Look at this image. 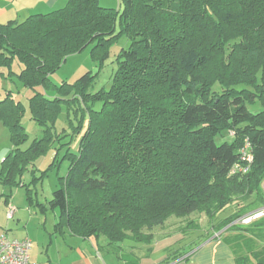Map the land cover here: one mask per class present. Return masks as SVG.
Masks as SVG:
<instances>
[{"label":"trees","instance_id":"16d2710c","mask_svg":"<svg viewBox=\"0 0 264 264\" xmlns=\"http://www.w3.org/2000/svg\"><path fill=\"white\" fill-rule=\"evenodd\" d=\"M120 5L68 0L22 22L0 23V75H16L33 91L29 109L43 127L42 136L22 148L29 140L26 106L11 92L0 100V122L13 145L0 182L25 186L27 170L33 183L42 180L55 162L40 176L36 162L60 143L58 151L69 145L68 172L52 199L36 202L58 211L54 234L104 237L110 246L150 244L170 220L181 225L178 233L202 235L192 218L199 214L216 233L245 230L264 240V219L245 228L236 223L264 207V0ZM122 37L129 46L117 56L108 89L91 91L98 75L91 71L73 83L51 80L69 56L89 47L103 67ZM256 104L260 110L251 111ZM64 109L71 129L82 132L77 152L62 141L67 130L56 128ZM246 139L254 160L247 172L233 173ZM231 207L234 212L220 219ZM252 254L264 264V256Z\"/></svg>","mask_w":264,"mask_h":264},{"label":"rangeland","instance_id":"374dc122","mask_svg":"<svg viewBox=\"0 0 264 264\" xmlns=\"http://www.w3.org/2000/svg\"><path fill=\"white\" fill-rule=\"evenodd\" d=\"M100 5H103L100 2ZM121 8L120 4L114 2L113 4H108V6ZM129 40L126 37H122L113 47L110 49V55L105 61L103 67H101L99 61H94L91 57L90 47L84 50L83 52L68 57L67 62L60 67L52 76L51 80L57 84L61 85L64 81L75 82L79 77H81L87 71L92 73H98L97 78L91 88L92 92L99 91L102 88L108 89L110 87L112 77L117 70L118 62L117 56L120 54L123 48H128ZM22 68V64L15 60L13 63V71L19 73ZM3 72H7V69H2ZM7 75V74H6ZM39 90L44 91L42 88ZM11 92L13 97L24 103L26 106V112L22 118V123L25 126L26 132L28 134L29 140L22 148H27L32 141L36 138H40L43 134V127L38 125L33 119L29 109V98L32 96L33 91L25 87L22 82L18 79L16 75H13L11 78H5L0 75V100L4 99L7 94ZM49 94H52L53 91H47ZM253 112H258L260 106L256 104L255 106H250L249 108ZM75 125H78V118H74ZM88 126V121H86L84 129ZM56 128L58 132L64 131L68 134L63 137L62 141L64 143L70 142V150L73 152L78 151L80 134H76L75 130L71 129L70 122L67 118L66 110L60 114L58 121L56 123ZM232 135V134H231ZM226 139H230V136L226 134L224 136ZM60 143H57L49 152L41 156L36 162L37 176L42 175V171L49 168V166L55 162V165L50 169L48 174L42 179L32 182L31 171L27 170L23 173L21 181L25 186H8L0 182V229L6 231L9 236L16 238H29L34 243L30 255L35 254V252L43 254L46 256V249L50 246V235L54 234L55 223L57 222L58 211H51L49 209H44L42 204H46L53 197V192L60 186V177L65 176L68 172L69 162L64 159V154L67 151V147H63L61 151H58L57 148H60ZM13 149L12 142L10 140L9 129L0 122V171L2 169V161L5 156ZM28 192L34 198V203L31 204L29 201ZM9 200L12 206L16 208V214L13 218L7 217L8 203ZM36 202L42 204H36ZM234 212V207L229 208L225 213L220 216V219L227 214ZM198 221L200 225V230L206 232L201 237L206 235H211L216 233L208 222V218L205 215L194 214L193 217ZM264 219L261 218L259 220ZM258 220V221H259ZM173 220H170L166 227L159 229L158 236H164L169 233H174L171 235H183L186 237L185 240H188L187 243L194 239L193 236L185 233H175L181 225L178 223L173 224ZM257 222V221H256ZM251 225V224H249ZM248 225V226H249ZM169 236V235H168ZM196 236V235H195ZM203 239V238H202ZM132 243H138L134 241H127ZM186 246H183V245ZM264 243L259 238H253L250 246L260 251V256H264ZM177 246L188 247L186 242H181ZM181 247H176L180 249ZM180 251V250H177ZM264 260V258L262 259Z\"/></svg>","mask_w":264,"mask_h":264},{"label":"crops","instance_id":"0c3cea01","mask_svg":"<svg viewBox=\"0 0 264 264\" xmlns=\"http://www.w3.org/2000/svg\"><path fill=\"white\" fill-rule=\"evenodd\" d=\"M67 2L68 0H0V23L22 22L32 14L62 8ZM100 2L104 7H112L108 4L114 2L120 4V0ZM9 202L8 205L11 204ZM240 226L245 228L252 225ZM171 234L174 233L165 237L158 236L150 244L125 241L117 246H110L104 237L85 239L67 231L65 234L50 235L46 256L35 252L30 258L37 264H258L252 254L255 249L250 246L255 237L245 230L225 228L211 234L209 238L208 235L200 238L199 232L189 233L194 239L188 243L185 240L187 236ZM259 239L264 243L263 239ZM181 242H186L188 247H183L185 244L177 246ZM33 247L31 240L30 251ZM259 252L257 250L255 253Z\"/></svg>","mask_w":264,"mask_h":264},{"label":"built area","instance_id":"2783aa9c","mask_svg":"<svg viewBox=\"0 0 264 264\" xmlns=\"http://www.w3.org/2000/svg\"><path fill=\"white\" fill-rule=\"evenodd\" d=\"M240 160L234 165L233 173H245L249 170L254 157L251 142L246 139L239 150ZM264 189V183H263ZM16 208L11 204L8 206L7 217L13 218ZM264 217V207L242 216L236 221L239 225H249ZM31 240L28 238L17 239L8 235L0 229V264H37L30 258Z\"/></svg>","mask_w":264,"mask_h":264}]
</instances>
